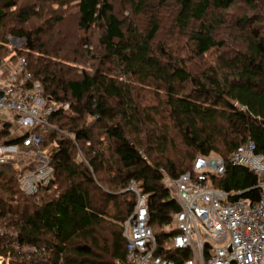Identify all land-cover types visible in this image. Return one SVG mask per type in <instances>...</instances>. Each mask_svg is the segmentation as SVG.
I'll return each instance as SVG.
<instances>
[{
	"label": "trees",
	"instance_id": "obj_1",
	"mask_svg": "<svg viewBox=\"0 0 264 264\" xmlns=\"http://www.w3.org/2000/svg\"><path fill=\"white\" fill-rule=\"evenodd\" d=\"M17 1L0 0V56L14 61L23 55L31 74L25 87L38 84L46 105L67 102L71 112L58 109L49 117L52 128L32 130L42 138L37 150L55 144L48 156L54 169L50 185L34 196L19 187V175L42 159L20 169L11 161L0 163V259L29 264L20 247L35 245L45 248L36 264H127L124 222L136 202L129 183L146 196L148 223L162 242L174 233L163 228L179 210L163 179L192 170L197 156L213 153L224 160L225 172L208 180L230 200L258 199L256 174L231 165L228 157L248 139L264 151V30L253 24L260 15L233 18L230 37L222 31L233 0H175L171 30L190 40L201 59L195 71L167 41L156 40L162 27L158 8L168 0L152 6L131 0L133 14L147 15L141 30L119 19L110 0H76V27L83 35L63 54L50 52L41 37L42 25L52 27L63 15L54 9L41 19V13L68 1ZM8 15L20 26H7ZM31 17L41 25L25 28ZM95 26L101 30L96 49L85 52L90 69L79 68V48L91 42L84 34ZM7 33L24 39L23 48L2 53ZM211 52L215 58L204 60ZM11 129V121L0 119V139L7 145L36 149L11 137ZM79 150L84 158L77 160Z\"/></svg>",
	"mask_w": 264,
	"mask_h": 264
},
{
	"label": "built area",
	"instance_id": "obj_2",
	"mask_svg": "<svg viewBox=\"0 0 264 264\" xmlns=\"http://www.w3.org/2000/svg\"><path fill=\"white\" fill-rule=\"evenodd\" d=\"M30 79L26 60L20 55L14 68L0 79V119L11 121L13 114L16 119L26 120L19 127L17 137L22 138L23 146L38 148L42 138L32 131L33 127L52 128L51 113L58 109L70 113L71 108L67 102L46 105L39 85L25 87ZM7 148L16 150L17 146ZM51 149L48 153L43 151L42 162L36 169L19 175V187L25 195H36L39 188L54 180V169L48 163ZM7 158L0 162L12 160ZM228 162L256 174L258 199L230 200L228 192L211 186L208 180L209 175L221 176L225 172L224 160L218 156H197L192 170L177 178L163 179L169 197L176 201L179 210L163 228L165 233L172 229L174 233L162 242L148 223L146 196L132 180L128 190L135 193L136 202L124 222L126 263L177 264L179 258L180 264H264V151L257 152L254 141L248 139L229 155ZM27 247V251L23 250L26 262L36 264L35 259L40 262L45 248Z\"/></svg>",
	"mask_w": 264,
	"mask_h": 264
},
{
	"label": "rangeland",
	"instance_id": "obj_3",
	"mask_svg": "<svg viewBox=\"0 0 264 264\" xmlns=\"http://www.w3.org/2000/svg\"><path fill=\"white\" fill-rule=\"evenodd\" d=\"M27 0H18V5H24L26 4ZM67 6H63L61 8H58L55 6L54 3L52 5H49L47 9L44 10V14H42L43 18H48L49 15H51V11L54 9L58 11L59 14L63 15V19L60 20L58 23L51 24L52 27H50V24L48 26L42 25L43 31L41 33V37L46 43V47L50 52L53 51H59L61 54L67 53L71 48V43H73L75 36H82L83 32H80L77 30L76 27V0H67ZM136 1V0H133ZM175 0H168L165 5L161 6L158 12L159 18H161V24L162 27L160 28L156 40L163 39L167 41L168 44H170L171 48L174 49V51L177 53L178 56L184 57L187 60H190L188 62V66L191 70L200 71L201 70V59L194 56L192 52L191 42L188 40V37L184 34H178V32L173 33L174 31L171 30L170 21L172 18V15L175 11L174 6ZM110 2L113 5L114 13L118 16L119 19L122 21H133L138 29H144L147 25L146 22V14L139 13L138 15L133 14V11L131 9V0H110ZM158 0H147V3L149 5H155L157 4ZM256 7V9H255ZM152 9V8H151ZM49 13V14H48ZM147 13V12H146ZM225 15H228V23L226 24V28L222 31V33L226 36L229 34L230 37H232L235 34V31L232 29V26L230 27L231 21H233V18L240 17L242 15H246L249 17H257L260 15V21L253 23L254 25H257L261 27L262 30H264V0H255L254 2H247V0H233L232 5L224 11ZM53 15V14H52ZM13 16L8 15L6 18L7 26L11 28H17L19 23H16V21L12 20ZM253 19V18H252ZM41 23V20H39L36 17H31L29 21L24 23L25 28L29 29H35L37 28ZM101 33V30L99 28L92 27L90 31L84 35H90L91 42L88 48H85L86 46H82L79 48V65L78 67L90 69V65L92 63L91 59L88 57H85V52L87 49L94 51L96 48H94L97 45V39L99 37V34ZM228 36V35H227ZM5 39L7 41V46L5 48L4 52L11 51V50H20L23 48L24 45V39L14 36L12 34H5ZM72 49V48H71ZM70 49V50H71ZM69 50V52H70ZM8 53V52H7ZM25 54V53H22ZM7 56V57H6ZM3 57V55L0 56V76L6 77V74L11 70V67L14 68V66L17 64V58L13 60L8 59V55ZM215 58L214 53H210L207 56H205L204 60L212 61ZM38 85V84H36ZM13 116V114H11ZM12 120H17L16 118H12ZM24 124V121L16 122V129H11L10 136L11 137H17L18 135V129L20 126ZM46 132H48L46 130ZM20 134V133H19ZM45 136V133L43 132V137ZM44 140H49L44 137ZM46 141L44 142V144ZM47 144V143H46ZM54 143L47 144L46 147H44L43 150H37L36 149H22L18 148L16 150L12 148H7V144L4 142L3 138L0 139V160L3 158L10 159L12 158L11 162H13L14 166L20 167L28 165V162H32L34 159L35 161L37 159L43 158V151L50 152V149L54 147ZM209 156H218V154H210ZM77 160L83 159V154L79 150L77 152L76 156ZM221 158V157H220ZM9 162V161H7ZM1 163V162H0ZM11 232L9 236H13L15 233L13 230H9ZM1 234V232H0ZM16 245V244H14ZM25 246V245H24ZM20 247L21 251L25 250L27 251L28 247L27 245L24 247ZM8 259H0V264H9Z\"/></svg>",
	"mask_w": 264,
	"mask_h": 264
},
{
	"label": "crops",
	"instance_id": "obj_4",
	"mask_svg": "<svg viewBox=\"0 0 264 264\" xmlns=\"http://www.w3.org/2000/svg\"><path fill=\"white\" fill-rule=\"evenodd\" d=\"M2 78H4V77H1V76H0V79H2ZM13 116H14V115H13ZM13 116H11V122H12V128H13V129H16V125H15L16 122H19V121H21V120H22V121H26V120H24V119L12 120V117H13Z\"/></svg>",
	"mask_w": 264,
	"mask_h": 264
}]
</instances>
